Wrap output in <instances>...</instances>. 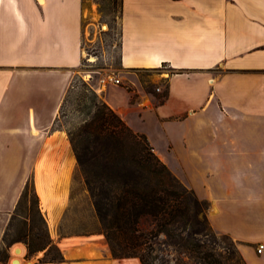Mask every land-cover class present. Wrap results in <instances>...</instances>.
<instances>
[{"label": "crops", "instance_id": "obj_1", "mask_svg": "<svg viewBox=\"0 0 264 264\" xmlns=\"http://www.w3.org/2000/svg\"><path fill=\"white\" fill-rule=\"evenodd\" d=\"M120 27L124 75H104L93 88L211 203L215 232L248 264H264V0H123ZM85 34L83 0H0V249L35 180L60 264H141L116 259L103 235L63 236L71 190L55 192L48 208L38 183L44 164L61 174L77 161L56 123L85 60ZM159 68L161 92L132 72ZM15 246L0 264H11Z\"/></svg>", "mask_w": 264, "mask_h": 264}, {"label": "trees", "instance_id": "obj_2", "mask_svg": "<svg viewBox=\"0 0 264 264\" xmlns=\"http://www.w3.org/2000/svg\"><path fill=\"white\" fill-rule=\"evenodd\" d=\"M122 7L123 0L121 15ZM75 88L71 85L60 115ZM75 104L82 120L67 132L77 158L76 176L84 180L99 234L105 236L116 259L138 258L141 264H157L158 250L168 246L199 264H248L229 235L222 238L232 240L226 245L234 257L231 262L226 263L208 243L210 236L217 240L208 216L210 202L201 199L163 162L146 134L135 131L87 83L77 93ZM17 218L21 221L16 229ZM18 242L27 246L28 258L44 253L40 264L66 260L51 236L33 180L6 230L0 262L8 261V249Z\"/></svg>", "mask_w": 264, "mask_h": 264}, {"label": "rangeland", "instance_id": "obj_3", "mask_svg": "<svg viewBox=\"0 0 264 264\" xmlns=\"http://www.w3.org/2000/svg\"><path fill=\"white\" fill-rule=\"evenodd\" d=\"M120 3L121 0H86L85 2V60L82 68L76 73L71 84L75 85L76 88L74 91L71 89L73 91L71 93L72 95L68 99V102L63 109V113L60 115L59 120L56 123V127L60 130L67 132V129H71L74 123L82 120V116L76 110L78 107L75 102L77 93L84 89V83L93 87L94 83L104 75H124L120 59ZM164 70L169 71V69ZM132 72L139 75L144 82H149L150 80V84L147 85V88L152 91L156 90L159 85V75H162V69L160 68L135 69ZM162 77H167V75H162ZM76 167L77 161L75 165L68 170L67 163H64V168L60 171V173H70L69 189L71 190V195H73V202L69 212L60 225V233L63 236L68 234L103 235L99 234L98 220L94 212L89 192L85 189L84 180L80 176H76ZM54 172L55 174L58 173L57 170H54ZM33 181L35 182V180ZM210 208L211 203L208 209V216ZM20 221V218L15 220L14 228L17 229L20 227ZM207 241L215 247L218 253L222 254L226 263L231 262L234 258L231 250L229 248L227 249V246L232 244L231 239L222 238V235L217 234V240H214L210 236L207 238ZM15 245H22L25 247V253L22 256L23 259H34V257L28 259V249L24 243L18 242L13 246ZM158 253L160 258L158 259L157 264H199L197 259L189 258L186 255H180L172 247L163 246L162 249L158 250ZM13 256H17L14 251L12 252V257Z\"/></svg>", "mask_w": 264, "mask_h": 264}, {"label": "bare ground", "instance_id": "obj_4", "mask_svg": "<svg viewBox=\"0 0 264 264\" xmlns=\"http://www.w3.org/2000/svg\"><path fill=\"white\" fill-rule=\"evenodd\" d=\"M60 144V143H58ZM61 145V144H60ZM64 147V146H63ZM69 147V146H68ZM65 149V148H64ZM70 149V148H69ZM67 151V150H66ZM70 151V150H69ZM68 151V153H69ZM57 152V151H56ZM71 152V151H70ZM60 156V155H59ZM73 156V155H72ZM49 157V156H48ZM69 157V156H68ZM71 157V156H70ZM63 158V157H62ZM53 159V158H52ZM65 160V159H64ZM69 160V159H68ZM71 160V158H70ZM55 161V160H54ZM53 161V162H54ZM47 162V161H45ZM51 162V163H53ZM62 162V161H61ZM59 162V163H61ZM72 163V162H71ZM53 165L56 166V163L53 164H44L43 169L39 168L38 170V183L40 186L41 191L43 192V197H44V201L46 202L45 204L49 206H51V198L53 197V195H55L54 193L56 192H64L67 193V190L69 188V181H70V174L68 173H61L58 174L54 172L55 168H53ZM61 165V164H60ZM58 166V165H57ZM60 167V166H59ZM62 167V166H61ZM58 168V167H57ZM60 169V168H59ZM59 171V170H58ZM63 172V171H62ZM40 189H39V193H40ZM41 192V193H42ZM53 199V198H52ZM54 200V199H53ZM54 202V201H53ZM64 204L66 202H63ZM63 204V205H64ZM62 206V205H61ZM51 209V208H50ZM54 217V216H53ZM52 219V218H51ZM52 223V228H55V220H51ZM87 249V248H86ZM88 250V249H87ZM14 251V250H13ZM86 251V250H85ZM96 251V250H95ZM92 248L89 249L87 252L90 253V256L94 255L95 252ZM86 252V254H87ZM15 253V252H14ZM25 253V249L23 250V253L21 255H19L18 257L20 259L23 260L22 256ZM84 256V255H83ZM89 257V256H88ZM24 264V262L22 263Z\"/></svg>", "mask_w": 264, "mask_h": 264}, {"label": "water", "instance_id": "obj_5", "mask_svg": "<svg viewBox=\"0 0 264 264\" xmlns=\"http://www.w3.org/2000/svg\"><path fill=\"white\" fill-rule=\"evenodd\" d=\"M25 249V247H23L22 245H17L14 247V252L17 256H14L11 260V264H22L23 261L22 259H20L18 256L21 255L23 253V250ZM27 264H34L33 261H29Z\"/></svg>", "mask_w": 264, "mask_h": 264}, {"label": "built area", "instance_id": "obj_6", "mask_svg": "<svg viewBox=\"0 0 264 264\" xmlns=\"http://www.w3.org/2000/svg\"><path fill=\"white\" fill-rule=\"evenodd\" d=\"M108 81H109V79L104 78V79L102 80V83L105 84V83H108ZM112 81H113L115 84H118V85L122 84V81H121L119 78H114ZM156 90H157V92H161V91H162V86H158ZM263 251H264V244H262V245H260V246L258 247V252H259V253H263Z\"/></svg>", "mask_w": 264, "mask_h": 264}]
</instances>
